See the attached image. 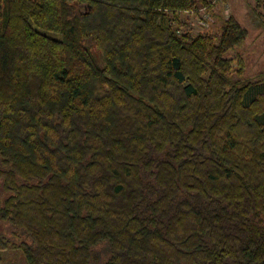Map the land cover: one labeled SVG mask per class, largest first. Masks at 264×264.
I'll return each mask as SVG.
<instances>
[{
	"label": "trees",
	"instance_id": "16d2710c",
	"mask_svg": "<svg viewBox=\"0 0 264 264\" xmlns=\"http://www.w3.org/2000/svg\"><path fill=\"white\" fill-rule=\"evenodd\" d=\"M216 1L0 0V252L264 264V71L181 30Z\"/></svg>",
	"mask_w": 264,
	"mask_h": 264
},
{
	"label": "rangeland",
	"instance_id": "374dc122",
	"mask_svg": "<svg viewBox=\"0 0 264 264\" xmlns=\"http://www.w3.org/2000/svg\"><path fill=\"white\" fill-rule=\"evenodd\" d=\"M257 1L217 0L210 10L201 7L198 11H187L180 16L186 25L181 30L186 29L192 36H196L199 33L219 35L221 26L231 15H234L248 29L246 39L226 54L229 58L241 56L245 61L243 74L239 76L234 71L232 73L233 79L238 77H256L264 71V21L263 17H261L264 9L262 6L257 5ZM234 65L237 64L235 63ZM234 69L236 68L234 67ZM0 227L6 228L5 230L0 229L12 238L7 228L14 230V226L2 221ZM109 254V241L103 240L94 247L91 264H104ZM0 256V264H29L23 252L18 248L4 249L0 252Z\"/></svg>",
	"mask_w": 264,
	"mask_h": 264
}]
</instances>
